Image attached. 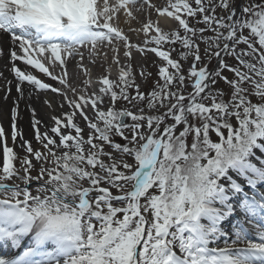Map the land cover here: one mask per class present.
Here are the masks:
<instances>
[{
	"label": "snow or ice",
	"instance_id": "1",
	"mask_svg": "<svg viewBox=\"0 0 264 264\" xmlns=\"http://www.w3.org/2000/svg\"><path fill=\"white\" fill-rule=\"evenodd\" d=\"M134 12L157 16L129 28L142 45L119 26ZM0 33L17 93L13 146L0 126V264H264V0H0ZM121 49L127 64L98 89L55 73L101 54L119 66ZM134 51L162 62L147 94ZM25 82L68 109L43 132L33 120L39 150L16 129ZM121 100L144 106L118 110Z\"/></svg>",
	"mask_w": 264,
	"mask_h": 264
},
{
	"label": "bare ground",
	"instance_id": "2",
	"mask_svg": "<svg viewBox=\"0 0 264 264\" xmlns=\"http://www.w3.org/2000/svg\"><path fill=\"white\" fill-rule=\"evenodd\" d=\"M152 2L157 4L158 6H163L166 4L165 0H152ZM153 14H155V12H153ZM155 16L156 14L154 15V17ZM124 19V17H121L119 26L125 31V33L129 35L131 42L136 44H143V32H140L139 36H137L136 32L129 31V28L139 29L138 19L131 20L128 23H125ZM161 21L166 24L172 23L171 21H168L164 18H161ZM11 48L12 45L10 37L7 34L0 33V49H2L4 52V55L0 56V74H2V76H0V126L4 128L5 136L11 135L12 132L13 122L11 120V109L13 108L14 101L17 97V93L15 91V77L14 74L11 72V61L9 58ZM98 59H101V57ZM16 65L22 70L31 71L34 75H36L45 83H47L48 81L51 82V80L43 73L38 72L36 69H31L30 66L24 65L21 61H16ZM130 65H135L133 59L131 60ZM57 67L59 69H62L61 67H59V65H57ZM77 67H79L77 61L72 59H68L64 66V68L68 70H72ZM118 67H122V64L120 63ZM5 79L13 81L11 85L10 95L5 92V88L3 86ZM138 81L140 83H143L144 77L139 78ZM23 89L25 92V98L19 102L17 108L18 114L17 119L15 121L16 129L17 131L22 133V136L25 139L31 138L35 140V130L32 127L34 119L41 121L39 128L40 131L43 132L46 131L47 128H49L48 126L52 125L53 116H60L62 115V113L68 111V109L66 104L64 108L60 107L62 99H60L59 97H53L56 93H52L51 91L42 92L34 90L33 87L31 85H28L26 82L23 85ZM6 95H9L8 99H4ZM57 96L59 95L57 94ZM45 99L52 101V108H49L47 105L44 104Z\"/></svg>",
	"mask_w": 264,
	"mask_h": 264
},
{
	"label": "rangeland",
	"instance_id": "3",
	"mask_svg": "<svg viewBox=\"0 0 264 264\" xmlns=\"http://www.w3.org/2000/svg\"><path fill=\"white\" fill-rule=\"evenodd\" d=\"M134 15H136V17L139 21V26H138L139 28H141L142 23L147 22V19L150 18L152 21L154 19L152 14L149 17L146 12H142V13L134 12ZM241 47H243V46H241ZM133 54H137V56L135 58H133V60L135 61L136 65L138 66V71L134 70L135 71L134 74L137 75V77L140 76V74L142 72L146 73V74L147 73L151 74L147 79H144V83H143L144 87H142V89H140V92L147 94L153 89L156 80L159 78L158 77V68H159V66H161L162 62L160 60H158L157 58H153V56H155V55L151 54V53H148L147 56H142L140 53L134 51ZM174 57H175V53H174ZM125 61H126V58L123 57V49H121V61L120 62L122 63ZM229 62L235 63V61L231 60L230 58H229ZM215 63H216V61L213 60L212 65H210V66H214ZM189 64H190V60L184 62L185 69H187ZM95 69H96V71L101 70L99 67H96ZM227 75L230 76L231 74H227ZM81 76H82V72L80 70H76V71L70 72L68 74L67 78H68L70 84H75L76 82H79L81 80ZM215 87L217 89L225 92V94H227V92H228V86L225 85L223 81H220ZM135 92H136V90L134 88L129 90V93L132 96H135ZM106 103H107V101L105 102V107L108 106ZM143 106H144V102H141L139 100H135L131 103H129L128 101L121 100L116 104V108L118 110L119 109H128V110H131L133 112H136L140 107H143ZM85 129L88 132V129L86 128V126H85ZM115 140L117 141V137H115ZM34 148L39 149L40 145L38 144V145L34 146ZM105 150L110 151L111 149L106 148Z\"/></svg>",
	"mask_w": 264,
	"mask_h": 264
}]
</instances>
